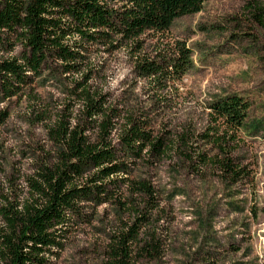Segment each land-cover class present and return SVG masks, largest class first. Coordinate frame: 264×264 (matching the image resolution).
<instances>
[{
    "label": "rangeland",
    "instance_id": "obj_1",
    "mask_svg": "<svg viewBox=\"0 0 264 264\" xmlns=\"http://www.w3.org/2000/svg\"><path fill=\"white\" fill-rule=\"evenodd\" d=\"M247 1L206 0L199 14L175 21L165 42H147L150 60L171 56L173 42H183L191 66L182 77L159 85L140 77L123 52L103 57L101 81L97 76L94 86L99 84L112 105L142 114L155 135L171 145L181 137L185 145L173 146L162 160L124 161L132 163L126 169L130 178L153 189L150 204L123 189L116 198L123 206L84 203L47 264H102L111 238L142 217L139 239L156 245L158 258L135 252L132 264H264L263 44L261 32L245 18ZM7 57L0 51V58ZM92 58L98 68V53ZM71 82L51 69L13 97H5L0 85V112L8 115L0 127V209L19 210L32 198L28 179L55 161L46 126L67 109L77 116L78 105L67 93ZM230 96L249 103L245 125L235 133L222 127L211 137L215 127L208 108ZM219 137L242 171L233 181L214 163L221 158L213 143ZM112 145L119 147L116 135ZM4 227L0 215V233Z\"/></svg>",
    "mask_w": 264,
    "mask_h": 264
},
{
    "label": "trees",
    "instance_id": "obj_2",
    "mask_svg": "<svg viewBox=\"0 0 264 264\" xmlns=\"http://www.w3.org/2000/svg\"><path fill=\"white\" fill-rule=\"evenodd\" d=\"M205 1L0 0V51L8 54L0 58L4 96H16L46 71L56 69L66 79L71 77L67 93L78 105L75 118L67 109L49 119L46 132L56 157L39 166L28 179L32 198L19 210L0 209L5 222L0 233V264H47L46 257L61 248V234L71 217L80 215L84 203L95 201L100 206L114 201L123 206L116 199L123 189L150 204L153 189L143 179L130 178L126 169L132 163L124 161L129 157L139 163L149 158L162 160L173 146H184L185 140L179 137L169 144L165 136L155 135L142 114L112 105L99 84L95 87L93 83L97 76L98 83L101 81L103 57L118 52L129 58L140 77L159 85L182 77L191 66V54L183 42H173L171 56H157L154 60L147 57L145 48L148 41L165 42L175 21L199 14ZM244 14L262 34L264 63L262 0H248ZM97 53L98 68L92 58ZM208 109L215 127L213 137L222 127L225 133L241 130L250 105L240 96H230ZM7 117L0 112V127ZM91 131L94 135L89 134ZM114 135L118 148L112 145ZM213 143L221 151L215 165L233 181L242 171L234 167L221 137ZM121 174L124 177H118ZM144 220L145 217L137 218L111 238L102 264H132L135 252L150 260L158 258L156 245L139 239Z\"/></svg>",
    "mask_w": 264,
    "mask_h": 264
}]
</instances>
